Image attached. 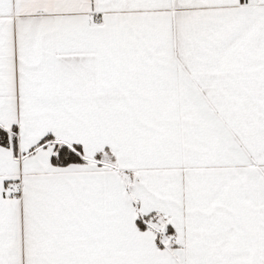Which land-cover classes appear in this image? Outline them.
Returning a JSON list of instances; mask_svg holds the SVG:
<instances>
[{
	"label": "snow or ice",
	"instance_id": "snow-or-ice-1",
	"mask_svg": "<svg viewBox=\"0 0 264 264\" xmlns=\"http://www.w3.org/2000/svg\"><path fill=\"white\" fill-rule=\"evenodd\" d=\"M0 264H264V0H0Z\"/></svg>",
	"mask_w": 264,
	"mask_h": 264
}]
</instances>
